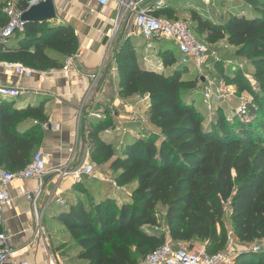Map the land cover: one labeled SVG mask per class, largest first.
I'll return each mask as SVG.
<instances>
[{
	"label": "trees",
	"instance_id": "16d2710c",
	"mask_svg": "<svg viewBox=\"0 0 264 264\" xmlns=\"http://www.w3.org/2000/svg\"><path fill=\"white\" fill-rule=\"evenodd\" d=\"M240 2L242 7L233 9L225 22L203 19L195 11L189 22L197 37L206 36L205 43L224 40L236 58L253 67L256 88L232 66L224 80L236 94L250 97L245 114L227 120L219 113L216 120H207L195 109L197 77L182 80L184 70L194 68L148 71L139 67L130 40L118 47L119 96L145 100L148 124L138 139L114 147L103 134L114 128L110 121L84 123L91 161L96 166L110 163L115 181L133 190L121 203L109 194L94 203L88 194L86 201L56 217L80 250L75 259L81 264H141L165 243L185 244L190 250L200 244L206 254H217L229 244L226 217L239 244L264 241V0ZM153 14L174 19L169 8ZM5 23L0 12V29ZM15 36H20L17 46H0V62L36 72L60 70L79 49L69 25L28 22ZM158 56L165 67L176 64L168 49ZM224 65L219 59L212 67L218 71ZM27 117L36 125L23 131ZM45 121L41 105L18 111L0 102V168L16 173L31 162L42 144ZM78 191L87 193L81 184ZM233 264H264V248L238 253Z\"/></svg>",
	"mask_w": 264,
	"mask_h": 264
},
{
	"label": "crops",
	"instance_id": "0c3cea01",
	"mask_svg": "<svg viewBox=\"0 0 264 264\" xmlns=\"http://www.w3.org/2000/svg\"><path fill=\"white\" fill-rule=\"evenodd\" d=\"M233 1L231 0V3ZM53 2L57 8V18L52 22L71 26L79 41V49L71 57L69 72L63 74L61 69L39 72L31 79H23L11 75L0 67V87H20L27 91L25 95L15 99L0 98V102H6L12 109L18 111L42 106L46 127L42 126L43 141L36 152L40 151L45 155L47 169V174L41 181L16 179L9 185L11 203L0 212V227L8 238V245L15 249L18 263L81 264L82 262L75 259L80 250L73 247L71 237L55 219L60 213L67 212L68 208L77 201H86L88 194L94 203H98L99 198L106 194V189L103 190L102 186L95 188L92 184L100 182L105 185L104 180H110L114 174L109 168L110 163L99 166L106 172L105 176L96 173L98 179H83L80 184L87 193H79V184L74 183L71 173L88 163L97 167L90 159L86 139L81 137L80 122L83 118L84 123L89 121L93 124L108 120L114 127L127 134L123 137L124 141L136 138L142 128H139L137 122L132 119L133 115L137 114V110L131 106V103L137 96L130 98L119 96L115 53L124 41L130 40L139 67L164 73L167 71L170 73L179 66L178 54L171 42L157 43L155 47L158 55L168 49L176 60L177 65L165 67L158 55L146 50L144 39L134 27L133 13L121 11L114 1L104 9L89 0H53ZM163 2L162 8H169L172 13L175 11L177 14L180 7L185 9L183 11L185 14L190 15V12L195 11L201 16L214 14L217 10L216 1L211 9L200 0H163ZM196 2L201 8L194 7L193 4ZM229 7L228 11L231 13L233 9L242 7V2L239 0L235 7ZM113 29L119 32L117 38H113L115 33ZM19 39L20 36H15L8 43L10 46H17ZM193 71L196 75V70ZM92 75L98 77L90 91L92 83L89 76ZM182 80L186 79L182 77ZM142 102L140 112L147 126L148 105L143 99ZM97 116L102 119L98 120ZM21 125L23 131H29L36 125V121L27 117L23 119ZM104 136H107L112 144L120 138V134L112 136L104 134ZM92 193L96 195L93 196ZM26 194L32 198L36 194L38 196L33 202L26 199ZM57 198L64 200L67 206L56 204ZM46 218L62 229L57 231L60 236L51 234L50 227L45 224ZM230 231L228 226L229 241L238 248L251 249L254 245H258L239 244ZM64 245L65 248L62 247ZM173 245L175 248L187 247L185 244L173 243ZM192 250L204 249L202 245L195 244ZM69 252H73V255L68 257Z\"/></svg>",
	"mask_w": 264,
	"mask_h": 264
},
{
	"label": "built area",
	"instance_id": "2783aa9c",
	"mask_svg": "<svg viewBox=\"0 0 264 264\" xmlns=\"http://www.w3.org/2000/svg\"><path fill=\"white\" fill-rule=\"evenodd\" d=\"M2 13L6 17L5 25L0 29V46L7 44L11 38L23 31L25 23L22 22V15L31 7L39 5L44 0H0ZM98 7L104 9L107 5L114 1L121 11L132 12L134 15V27L137 33L144 39L146 50L156 52V44L162 41L171 42L178 54L177 63L182 67H192L196 70L197 80L203 87L201 99L203 107L209 112L214 113L221 108L222 104L231 101L235 97V89L233 86L226 85L224 80H215L208 71L213 63L218 62L216 54L210 50L208 44L202 41L194 33L191 23L187 19H168L166 17H156L153 12L162 8L163 0H89ZM208 9H211L216 0H200ZM231 3V0H221ZM71 58L65 60L61 72L67 74L71 68ZM228 66L233 65L232 61H228ZM0 67L11 73V75L23 79H31L35 74L39 73L33 69L27 68L20 64L0 62ZM98 75L89 76L93 88V83ZM27 93L25 89L20 87H0V98L15 99ZM137 98L142 99L137 96ZM222 109V108H221ZM246 104L243 101L237 108L235 115L245 114ZM100 120L102 117L97 116ZM133 121L139 119L146 123L142 117L138 118L133 115ZM46 127V125H43ZM116 128V127H114ZM119 131L118 128H116ZM111 130H105V135H110ZM47 174L46 157L38 151L32 156L31 162L22 170L11 173L0 168V212L11 203V197L8 193L9 185L16 179L21 180H37L41 181ZM75 184H80L83 179H98L95 166L91 163L81 165L72 173ZM109 183L111 188L118 194L127 191V187L119 185L114 179L104 180ZM38 194L32 198L25 195L28 201L36 199ZM56 204L66 207L64 200L57 198ZM225 211L229 214V202L224 204ZM230 236V234L228 235ZM251 249H240L234 251L227 248L223 252L208 255L204 250H190L187 247L175 248L173 243L163 244L157 251L150 254L141 264H233L234 258L238 253L253 252L258 253L264 248V241L257 243ZM16 251L8 245V238L5 234L0 233V264H28L27 262L18 263L16 261ZM51 264V263H50Z\"/></svg>",
	"mask_w": 264,
	"mask_h": 264
},
{
	"label": "rangeland",
	"instance_id": "374dc122",
	"mask_svg": "<svg viewBox=\"0 0 264 264\" xmlns=\"http://www.w3.org/2000/svg\"><path fill=\"white\" fill-rule=\"evenodd\" d=\"M237 1V2H236ZM217 4H216V11L214 14H204L203 16H201V18L203 19H208L210 21L213 22H225L229 17H230V12L228 10H230L229 6L235 7L237 5V3L239 2V0H234L232 3L228 2H223L221 0H216ZM232 4V5H231ZM194 7L197 8H201V6L196 2L193 4ZM229 5V6H228ZM2 11V6H1V1H0V12ZM179 14H177L175 11L172 14V18H177V19H190V15L189 14H185L183 11H185V9L183 8H179ZM115 29H113V38H117V36H119V32L118 31H114ZM200 39H202V41H204L206 39V36H200ZM205 42V41H204ZM208 47L210 48V50L212 52H214L217 56V58L222 59L224 62V66L225 67H219L218 71L214 70L213 67L209 68L208 71H210V74L214 77L215 80H225V77L228 75L229 70L232 71L233 69L229 68L228 69V61H232L233 65L232 68L234 69H238L240 71V74L249 81V83L251 84V86L253 88H256V82H255V77H254V69L251 66V64L248 61H245L244 59L241 58H236L235 56V50L233 48H231L226 41L224 40H216L214 42H209ZM139 51V50H138ZM140 52V51H139ZM154 59V58H153ZM177 65V63H176ZM180 67V66H178ZM222 69V73L219 72V70ZM166 73H169V71H167ZM183 76L184 79L186 80H190V79H195L197 77V73L196 75L194 74V72L192 71V69L189 70H184L183 72ZM197 80V78H196ZM198 81V80H197ZM199 85L200 82L198 81ZM203 87L200 86V94L197 97L196 103H195V109L201 114L203 115L207 120L209 121H214L217 119V115L219 113H222L223 115L226 116V119L228 120V117L231 118L232 115H235L236 110L238 108V106L245 100H249L250 97L247 94H236L235 97L231 98V101L222 104L221 108H218L217 112L214 113H209L202 105V99H201V92ZM143 102L142 99L136 98L135 101H132L131 106L136 109L137 114L136 116L138 118L142 117L143 120V116L142 113L140 112L141 106H142ZM137 124L139 126V128H144L146 126V123H144L143 121H141V119H139V121H137ZM115 134H120V138H118L113 145L116 147H119L121 144H123L125 141L123 139V137H126L127 134L122 132V131H117L116 128H113L111 130L110 136L115 135ZM125 135V136H124ZM139 135L137 134L136 139H138ZM113 141V140H112ZM96 173L100 174L102 176H105L106 172L101 170V168L99 166L95 167ZM110 179H114L115 177H111ZM93 187L95 188H100L102 186V189H106L105 193L106 194H110V196H113L115 198H117V202H123L125 199H130L131 197V193L133 190L132 186H129L127 188V191L123 194H117L109 185V183H106L105 185H102L100 182H94ZM98 190V189H97ZM100 190V189H99ZM93 196H95V193H92ZM225 222L226 225L228 227V218H225ZM45 224H48V226L50 227V231L51 234L53 236H60V234L57 232L58 230H62L59 227L53 225L48 218L45 219ZM228 230V229H227ZM63 248H65L66 246H62ZM230 249H233L234 251L240 250V248H238L237 246H235V244L231 241H229L228 247ZM73 252H69V254H67V256H72Z\"/></svg>",
	"mask_w": 264,
	"mask_h": 264
},
{
	"label": "water",
	"instance_id": "95a60500",
	"mask_svg": "<svg viewBox=\"0 0 264 264\" xmlns=\"http://www.w3.org/2000/svg\"><path fill=\"white\" fill-rule=\"evenodd\" d=\"M57 8L53 0H44L39 5L31 7L22 15V22L43 23L55 21ZM84 118L80 122L81 137H83Z\"/></svg>",
	"mask_w": 264,
	"mask_h": 264
}]
</instances>
